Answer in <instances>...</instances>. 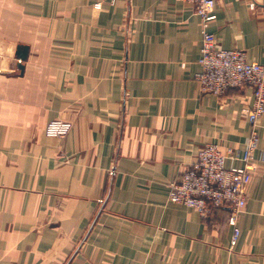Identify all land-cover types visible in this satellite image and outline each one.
Instances as JSON below:
<instances>
[{
    "label": "crops",
    "instance_id": "1",
    "mask_svg": "<svg viewBox=\"0 0 264 264\" xmlns=\"http://www.w3.org/2000/svg\"><path fill=\"white\" fill-rule=\"evenodd\" d=\"M215 3L217 45L264 64V0ZM201 42L181 0H0V264H264V113L234 244L225 207L167 199L204 144L249 138L252 90L201 93Z\"/></svg>",
    "mask_w": 264,
    "mask_h": 264
},
{
    "label": "built area",
    "instance_id": "2",
    "mask_svg": "<svg viewBox=\"0 0 264 264\" xmlns=\"http://www.w3.org/2000/svg\"><path fill=\"white\" fill-rule=\"evenodd\" d=\"M115 0H109L113 3ZM192 5L201 18L202 42L198 57L199 70L195 74L201 93L223 95L227 90L248 86L252 90V103L243 110L250 127L246 150L240 154L218 144L206 143L197 152L193 162L169 183L167 199L197 211L201 216L216 208L228 211L227 223L232 227L231 244L239 233L238 217L246 203V187L254 172V150L258 143V120L264 113V64L247 61L240 49H224L217 45L208 31L213 18L215 0H181ZM99 3H97V6ZM73 123L67 119H53L43 128L48 137H65ZM227 159H240L241 167H226ZM114 169L109 171L113 175Z\"/></svg>",
    "mask_w": 264,
    "mask_h": 264
},
{
    "label": "water",
    "instance_id": "3",
    "mask_svg": "<svg viewBox=\"0 0 264 264\" xmlns=\"http://www.w3.org/2000/svg\"><path fill=\"white\" fill-rule=\"evenodd\" d=\"M26 52H27V47L26 46L18 45L17 54H18L19 58L24 59L25 56H26Z\"/></svg>",
    "mask_w": 264,
    "mask_h": 264
}]
</instances>
